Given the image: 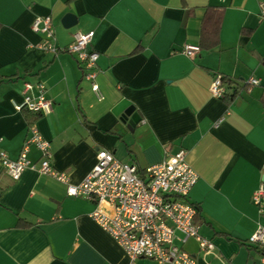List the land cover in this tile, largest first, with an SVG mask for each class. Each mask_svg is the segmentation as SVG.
I'll use <instances>...</instances> for the list:
<instances>
[{
	"label": "crops",
	"instance_id": "crops-1",
	"mask_svg": "<svg viewBox=\"0 0 264 264\" xmlns=\"http://www.w3.org/2000/svg\"><path fill=\"white\" fill-rule=\"evenodd\" d=\"M263 1L0 0V150L20 155L31 125L16 104L27 82L33 96L42 82L55 107L32 125L71 183L85 179L99 149L141 169L184 149L200 176L190 193L195 221L215 249L204 253L193 238L176 243L198 264H262L248 239L264 226V202L252 200L264 183ZM46 15L59 48L94 31L88 48L100 54L101 96L74 54L42 47L47 37L32 23ZM188 44L200 52L190 57ZM217 73L239 87L232 100L212 94ZM250 77L259 83L248 85ZM28 156L37 162L40 152L31 146ZM95 207L36 169L14 180L0 160V264H174L132 260L90 216Z\"/></svg>",
	"mask_w": 264,
	"mask_h": 264
},
{
	"label": "built area",
	"instance_id": "built-area-1",
	"mask_svg": "<svg viewBox=\"0 0 264 264\" xmlns=\"http://www.w3.org/2000/svg\"><path fill=\"white\" fill-rule=\"evenodd\" d=\"M260 13L264 19V1L260 4ZM32 28L47 37L42 45L44 49L74 54L85 69V77L92 81L93 91L101 96L96 81L100 54L88 48L94 31L77 32L71 43L59 48L54 43L55 28L50 15L37 16ZM200 50L199 45L188 44L184 52L194 57ZM258 83L256 77L247 80L250 86ZM25 86L24 99L16 104L18 110L26 109L40 115L54 110L55 102L46 96L44 83L36 84L40 89V94L36 96L27 93L34 84L27 82ZM235 87V82L217 73L210 90L215 97L225 98ZM31 146L40 152L37 162L28 156ZM51 159L50 141L35 125L30 126L29 135L17 158H11L7 152L0 150V160L14 180L20 179L27 169H36L66 183L68 195L95 201L96 207L90 216L124 248L132 260L147 257L161 263L198 264L195 255L176 243H184L190 238L198 242L204 253L215 249L213 240L202 234L200 225L195 221L198 208L190 200V193L200 176L187 161L184 149L145 169H141L136 162L117 158L112 151L99 149L96 164L79 184L71 183L66 172L54 168ZM252 200L257 205L264 202V183L254 192ZM248 241L264 254V226L260 225ZM261 262L264 264V255Z\"/></svg>",
	"mask_w": 264,
	"mask_h": 264
},
{
	"label": "trees",
	"instance_id": "trees-1",
	"mask_svg": "<svg viewBox=\"0 0 264 264\" xmlns=\"http://www.w3.org/2000/svg\"><path fill=\"white\" fill-rule=\"evenodd\" d=\"M226 79H231L225 76ZM232 80V79H231ZM233 81V80H232ZM235 81H233L234 83ZM247 87V84L244 86ZM239 92V87H235L231 92L228 93L227 97H225L224 99L226 100H232L234 97H236V95H238ZM24 112L26 113L27 117L30 119L29 124L32 125L35 122V119L37 117H40V114L29 111V110H24Z\"/></svg>",
	"mask_w": 264,
	"mask_h": 264
},
{
	"label": "water",
	"instance_id": "water-1",
	"mask_svg": "<svg viewBox=\"0 0 264 264\" xmlns=\"http://www.w3.org/2000/svg\"><path fill=\"white\" fill-rule=\"evenodd\" d=\"M63 21H64V24L66 26H70L74 22L71 16H66ZM135 122H136V120H131L130 121V123L128 125L130 129H133V126L135 125Z\"/></svg>",
	"mask_w": 264,
	"mask_h": 264
}]
</instances>
